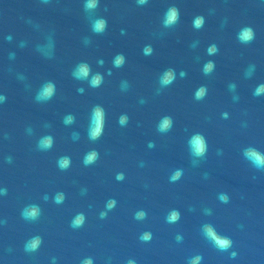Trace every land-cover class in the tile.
Returning a JSON list of instances; mask_svg holds the SVG:
<instances>
[{
	"label": "water",
	"instance_id": "water-1",
	"mask_svg": "<svg viewBox=\"0 0 264 264\" xmlns=\"http://www.w3.org/2000/svg\"><path fill=\"white\" fill-rule=\"evenodd\" d=\"M90 2L0 0V264H264V0Z\"/></svg>",
	"mask_w": 264,
	"mask_h": 264
},
{
	"label": "clouds",
	"instance_id": "clouds-1",
	"mask_svg": "<svg viewBox=\"0 0 264 264\" xmlns=\"http://www.w3.org/2000/svg\"><path fill=\"white\" fill-rule=\"evenodd\" d=\"M141 2H144V0H141ZM97 6V0H92V2H90L89 4L86 5L87 8H95ZM179 17V11L176 8H171L169 9L168 13H167V18H166V24L167 25H171L173 23H175L178 20ZM203 24V18L200 17L195 21V26L196 27H200ZM105 27V22L104 21H100L96 24V30L97 31H102L103 28ZM254 32L251 28H245L242 30V38L245 41H251L252 39H254ZM215 49H211L210 51H214ZM123 63V57H119L116 60V64L120 65ZM209 68H211V64L208 66ZM81 74L83 76H87L89 74V69L87 67V65H84L81 67L80 69ZM101 77L100 76H96L92 83L94 86L99 85V83L101 82ZM174 79L173 74L171 72L167 73L165 76V79L163 80L164 84H168L171 83L172 80ZM54 89L52 87H48L46 89H44L43 91V95L45 97H50L53 94ZM205 89H200V91L197 93L198 97H201L204 95ZM103 111L102 110H97L95 113V129L92 131V138L96 139L98 138L103 131ZM122 123L124 122L123 120L121 121ZM171 127V120L170 118H166L162 125L160 130L161 131H165L167 129H169ZM51 138H48L46 141V146L50 147L51 146ZM192 146L194 149V152L196 155H203L206 150H207V146H206V142L204 141L202 136H195L193 137L192 141ZM247 155L250 159H252L257 166L260 165H264V155H261L259 152H257L256 150H249L247 152ZM97 157V154L95 152H93L91 155H89L87 157V162H93ZM68 164V161L65 160L64 161V166L66 167ZM180 176V173L177 172L176 175L173 177V179H178ZM122 178V177H119ZM222 199L225 200V202L227 201V197H223ZM114 204V202H113ZM111 207V205H110ZM30 215L34 218L38 215V210L37 209H33L30 213ZM179 218V213H173V215L171 216V220H176ZM84 222V217L81 215L80 217L77 218V220L75 221V226H81ZM208 236L215 242V244L221 248V249H227L228 247L231 246V240L227 239V238H222L220 236H218L214 230H212L211 228H208ZM145 240L150 239V235L149 234H145V236L143 237ZM40 241L39 240H35L33 241L31 247L32 250H35L38 246H39ZM233 255H235V253H233Z\"/></svg>",
	"mask_w": 264,
	"mask_h": 264
}]
</instances>
